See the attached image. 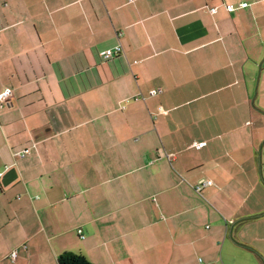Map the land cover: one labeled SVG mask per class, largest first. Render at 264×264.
Masks as SVG:
<instances>
[{
  "label": "crops",
  "instance_id": "crops-1",
  "mask_svg": "<svg viewBox=\"0 0 264 264\" xmlns=\"http://www.w3.org/2000/svg\"><path fill=\"white\" fill-rule=\"evenodd\" d=\"M6 90L0 264H264V0H0Z\"/></svg>",
  "mask_w": 264,
  "mask_h": 264
},
{
  "label": "built area",
  "instance_id": "built-area-1",
  "mask_svg": "<svg viewBox=\"0 0 264 264\" xmlns=\"http://www.w3.org/2000/svg\"><path fill=\"white\" fill-rule=\"evenodd\" d=\"M243 6H246L245 4L243 5ZM242 6V7H243ZM225 9H226V11L227 12H232L233 10H234V7H233V5H227V6H225ZM121 51H123V49H122V46L121 45H117L116 47H115V49L113 50V51H103L102 53H101V56H103V57H105V58H108V57H110L112 54H117V53H120ZM150 95H156V92L154 91H150ZM9 96H11V93H10V91H5L1 96H0V99H8V97ZM205 146V144H195V147L196 148H202V147H204ZM212 182L211 181H204V182H201V183H199V185H197L195 188H194V190L197 192V193H199L200 191H201V189L203 188V187H205V186H208V185H210ZM77 233L78 234H81V231L80 230H77ZM80 237L81 238H83V236L82 235H80ZM12 256L14 257L15 256V254L13 253L12 254Z\"/></svg>",
  "mask_w": 264,
  "mask_h": 264
},
{
  "label": "trees",
  "instance_id": "trees-1",
  "mask_svg": "<svg viewBox=\"0 0 264 264\" xmlns=\"http://www.w3.org/2000/svg\"><path fill=\"white\" fill-rule=\"evenodd\" d=\"M58 264H91L83 255L74 253H63L59 259Z\"/></svg>",
  "mask_w": 264,
  "mask_h": 264
}]
</instances>
